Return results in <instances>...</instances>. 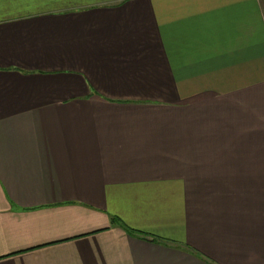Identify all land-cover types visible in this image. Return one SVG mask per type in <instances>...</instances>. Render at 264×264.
Masks as SVG:
<instances>
[{"label": "crops", "instance_id": "crops-1", "mask_svg": "<svg viewBox=\"0 0 264 264\" xmlns=\"http://www.w3.org/2000/svg\"><path fill=\"white\" fill-rule=\"evenodd\" d=\"M0 264H264V0H0Z\"/></svg>", "mask_w": 264, "mask_h": 264}, {"label": "trees", "instance_id": "trees-1", "mask_svg": "<svg viewBox=\"0 0 264 264\" xmlns=\"http://www.w3.org/2000/svg\"><path fill=\"white\" fill-rule=\"evenodd\" d=\"M132 234H135L136 236L142 238V239H148V235L144 234V233H140V232H136V231H132ZM151 240H155L154 238L151 237Z\"/></svg>", "mask_w": 264, "mask_h": 264}]
</instances>
